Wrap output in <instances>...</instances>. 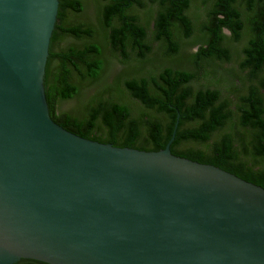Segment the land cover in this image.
<instances>
[{
	"label": "water",
	"instance_id": "95a60500",
	"mask_svg": "<svg viewBox=\"0 0 264 264\" xmlns=\"http://www.w3.org/2000/svg\"><path fill=\"white\" fill-rule=\"evenodd\" d=\"M58 0H0V264H264V189L49 116Z\"/></svg>",
	"mask_w": 264,
	"mask_h": 264
},
{
	"label": "trees",
	"instance_id": "16d2710c",
	"mask_svg": "<svg viewBox=\"0 0 264 264\" xmlns=\"http://www.w3.org/2000/svg\"><path fill=\"white\" fill-rule=\"evenodd\" d=\"M58 2L43 78L56 124L156 152L178 115L173 155L264 189V0ZM63 6L95 20L64 28Z\"/></svg>",
	"mask_w": 264,
	"mask_h": 264
},
{
	"label": "flooded vegetation",
	"instance_id": "af4514ba",
	"mask_svg": "<svg viewBox=\"0 0 264 264\" xmlns=\"http://www.w3.org/2000/svg\"><path fill=\"white\" fill-rule=\"evenodd\" d=\"M129 3H130V1H129ZM105 4H106V2H103L102 3L103 6ZM61 12H63L64 18H65L63 20L65 23L62 24L64 28H69V27H72L74 25H79L80 23H89V22H91V20L92 21L95 20V17H93L91 19V17H88L86 15H84V16H76V17L71 16V14H70V7L69 6H65V7L63 6V9H62ZM66 17H68V20L66 19ZM58 32H61V31L58 30ZM71 42L72 41H70L69 45H75L76 44V43L74 44V43H71Z\"/></svg>",
	"mask_w": 264,
	"mask_h": 264
},
{
	"label": "rangeland",
	"instance_id": "374dc122",
	"mask_svg": "<svg viewBox=\"0 0 264 264\" xmlns=\"http://www.w3.org/2000/svg\"><path fill=\"white\" fill-rule=\"evenodd\" d=\"M87 13H88V15H92L93 14V10L92 9H89V10H87ZM153 48H154V50H156L157 45L154 44V47ZM120 70H121V66L119 64H117V63L112 64V66L108 68V71L105 74V78H107V77H113L114 74L120 72ZM70 106H72V103H66V104H63L61 106V108L62 109H67Z\"/></svg>",
	"mask_w": 264,
	"mask_h": 264
}]
</instances>
